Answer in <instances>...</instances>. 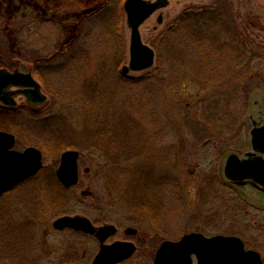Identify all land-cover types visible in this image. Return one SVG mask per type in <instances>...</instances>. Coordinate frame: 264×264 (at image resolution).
I'll return each mask as SVG.
<instances>
[{
	"label": "rangeland",
	"instance_id": "374dc122",
	"mask_svg": "<svg viewBox=\"0 0 264 264\" xmlns=\"http://www.w3.org/2000/svg\"><path fill=\"white\" fill-rule=\"evenodd\" d=\"M161 1L140 26L154 64L124 73V0H0V53L8 70H34L46 98L0 100V129L45 154L36 176L0 197V264H54L69 250L53 229L66 213L147 224L135 210L147 202L162 207L167 237L236 230L217 172L264 116V0ZM191 8L202 9L194 20L183 16ZM67 149L81 152L80 180L63 190L55 173ZM37 204L50 208L38 217Z\"/></svg>",
	"mask_w": 264,
	"mask_h": 264
},
{
	"label": "flooded vegetation",
	"instance_id": "af4514ba",
	"mask_svg": "<svg viewBox=\"0 0 264 264\" xmlns=\"http://www.w3.org/2000/svg\"><path fill=\"white\" fill-rule=\"evenodd\" d=\"M97 11L95 10L94 13H97ZM92 13L86 12L84 16L93 15L94 13ZM161 16L162 14L158 13V22H162L163 17L161 18ZM127 26L130 28L128 23ZM145 43L147 42L145 41ZM3 67L9 68L8 66ZM38 67L37 69H39ZM18 70L22 71L20 68ZM22 72H31L35 80L40 84L39 89L42 90V84L35 77L34 70ZM32 88L29 86L11 85L7 90L0 92V99H8L13 102L15 96L20 95L31 105L44 102V100L39 101ZM28 107L32 106L29 105ZM22 109L20 108V110ZM252 122V125L245 131V139L239 142V144L237 143L238 146L234 144L232 150L227 152L221 167L222 173L219 170L217 177L224 181L226 188L232 192L231 197L228 196L227 221L236 230L232 233L227 232L224 234L239 237L244 242L245 248L258 252L264 262V116L253 117ZM9 131L13 132L16 137L13 149L22 150V147L19 146L20 136L16 133L17 131ZM42 153L44 160L45 154L43 151ZM231 156L234 159L229 161V157ZM80 158L81 152L79 151V179L77 184L80 180ZM55 176L58 178L57 172ZM27 180L25 181L27 182ZM17 187L19 186L17 185ZM62 187L63 190L69 188L63 185ZM233 195L235 197H232ZM56 200L58 199L56 198L53 201L56 202ZM53 201H51L52 204L54 203ZM37 205H39L38 217L41 214H45L50 208L48 204ZM53 206L55 205L53 204ZM147 206L151 207L147 202L135 207V210L140 213L141 217L148 219L147 224L141 222L137 225L127 224L125 226H118L114 223H95V221L85 216L90 220L91 225V227L87 226V229L71 226L59 228L55 225L57 218L65 215L75 216L80 214L72 215L66 213L58 216L53 221V229L69 236V250L61 253L54 264H154L157 252L163 242L166 240L179 241L180 237L172 238L162 234L165 229V223L161 221L160 217V214L163 212L162 207L157 206L160 209L153 210V208L147 209ZM235 206L238 209H235ZM143 208H145L144 211ZM37 223L43 228L41 221ZM99 256L102 261L97 263L95 261ZM120 256H123V258L119 259ZM192 257L194 264H197L195 254H192Z\"/></svg>",
	"mask_w": 264,
	"mask_h": 264
},
{
	"label": "water",
	"instance_id": "95a60500",
	"mask_svg": "<svg viewBox=\"0 0 264 264\" xmlns=\"http://www.w3.org/2000/svg\"><path fill=\"white\" fill-rule=\"evenodd\" d=\"M164 2L150 0H126L125 10L127 21L131 27L130 63L122 70H141L151 66L154 62L155 51L143 43L139 25ZM33 87L32 90L39 101L45 99L41 93L40 84L34 79L31 72H22L18 69L9 71L0 70V92L7 90L10 85ZM15 134L0 130V194L7 192L28 177L35 175L41 169L42 151L35 146H28L23 151L13 149ZM77 150L68 149L62 153L61 163L57 175L65 186L78 182ZM234 157H229V161ZM59 228L71 226L77 228L91 227L87 217L65 215L55 221ZM192 254L197 258V264H264L258 252L246 250L244 242L237 236L216 234L207 236L202 232L184 234L179 241L166 240L163 242L154 264H194ZM120 256L119 259H122ZM117 259V258H116ZM100 256L95 262H101ZM117 261V260H115Z\"/></svg>",
	"mask_w": 264,
	"mask_h": 264
},
{
	"label": "trees",
	"instance_id": "16d2710c",
	"mask_svg": "<svg viewBox=\"0 0 264 264\" xmlns=\"http://www.w3.org/2000/svg\"><path fill=\"white\" fill-rule=\"evenodd\" d=\"M83 1H85V0H80V2H83ZM86 1H90V0H86ZM93 1L99 4L101 0H93ZM86 4H87V2L85 3V5ZM101 5H103V3ZM120 11H122V9H120L119 12ZM201 12H202V9L201 10H197V11L195 9H192L191 11H189V13H188V11H184L183 12V16L188 15L189 16L188 20L189 19L190 20H194L196 16L198 17L200 15ZM178 29H179V27H178ZM204 43L208 46V40H205ZM0 62H1L0 64L2 65V67L3 66H8L9 67V65H13V63H11V62H9L7 60L5 53L4 54L3 53H0Z\"/></svg>",
	"mask_w": 264,
	"mask_h": 264
}]
</instances>
